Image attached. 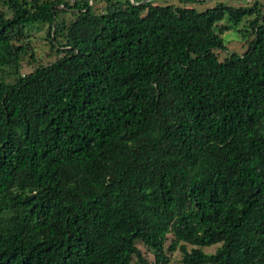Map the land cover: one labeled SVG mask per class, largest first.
I'll list each match as a JSON object with an SVG mask.
<instances>
[{"label":"trees","instance_id":"1","mask_svg":"<svg viewBox=\"0 0 264 264\" xmlns=\"http://www.w3.org/2000/svg\"><path fill=\"white\" fill-rule=\"evenodd\" d=\"M0 264H264V3L0 0Z\"/></svg>","mask_w":264,"mask_h":264},{"label":"rangeland","instance_id":"2","mask_svg":"<svg viewBox=\"0 0 264 264\" xmlns=\"http://www.w3.org/2000/svg\"><path fill=\"white\" fill-rule=\"evenodd\" d=\"M261 2L264 3V0H261ZM93 5L95 7V10H99V8L101 7V3H99V2H93ZM45 29L46 28H42V29H38V30H32V32H34L36 34H38V33L43 34ZM229 37L231 39L230 45H229L231 50H237L239 52V51H243L246 48V41L234 38L235 36H234V32L233 31L230 32V36ZM34 41H35L36 44L39 45V41L37 39H35ZM38 50H39V48H38ZM27 70H29V69L26 68V66L22 69L23 72H26ZM214 248L215 247L212 246V247H209L208 250H213ZM178 256H179L178 254L175 255V257H178Z\"/></svg>","mask_w":264,"mask_h":264}]
</instances>
